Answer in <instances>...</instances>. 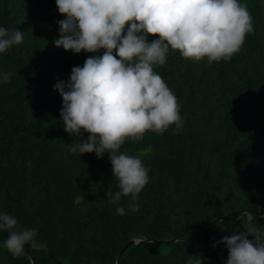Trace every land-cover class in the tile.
<instances>
[{"label":"trees","instance_id":"16d2710c","mask_svg":"<svg viewBox=\"0 0 264 264\" xmlns=\"http://www.w3.org/2000/svg\"><path fill=\"white\" fill-rule=\"evenodd\" d=\"M238 2L254 34L230 61L209 65L174 52L154 66L177 98L183 126L121 146L149 169L139 210L122 197L121 216L106 195L119 191L108 153L70 151L81 138L64 131L53 87L103 50L54 46L63 19L55 0H0V27L23 33L22 44L0 53V73L11 74L0 83V213L37 232L35 247L20 257L3 247L8 233L0 232V264H115L131 239L150 241L129 244L118 264H187L189 256L226 264V246L217 242L247 231L245 213L264 230V0Z\"/></svg>","mask_w":264,"mask_h":264},{"label":"clouds","instance_id":"9594fccd","mask_svg":"<svg viewBox=\"0 0 264 264\" xmlns=\"http://www.w3.org/2000/svg\"><path fill=\"white\" fill-rule=\"evenodd\" d=\"M55 4L63 16L57 21L55 47L75 54L103 50L53 86L62 97L64 131L81 138L70 151L79 156L94 153L98 159L107 152L119 188L106 193L109 203L123 216L120 202L130 195L128 208L136 212L149 169L141 158L120 152L121 146L130 138L141 141L146 132L163 134L175 125V133L183 126L177 98L154 66H164L174 52L188 60L206 57L209 65L228 62L245 37L254 34L253 17L238 0H55ZM149 36L158 38L149 41ZM22 42V31L0 27V53ZM10 76L0 73V83H8ZM245 216L246 232L225 235L217 242L226 246V264H264V230L253 225L251 212ZM0 232L8 233L3 247L14 257L22 256L26 245H36V229L21 228L12 215L0 213ZM187 264L203 260L189 256Z\"/></svg>","mask_w":264,"mask_h":264},{"label":"water","instance_id":"95a60500","mask_svg":"<svg viewBox=\"0 0 264 264\" xmlns=\"http://www.w3.org/2000/svg\"><path fill=\"white\" fill-rule=\"evenodd\" d=\"M237 212V211H235ZM264 215V213H263ZM222 217H219V218H215L211 223H214L216 222L217 220L221 219ZM205 232V230H204ZM200 237H204V233L200 236ZM145 241H150V239H138V240H135V239H131L129 242L125 243L124 246L119 250V252L117 253V256H116V262L115 264H118V261H119V258H120V255L121 253L126 249V247L129 245V244H134V243H138V242H145ZM28 245H26L27 247Z\"/></svg>","mask_w":264,"mask_h":264}]
</instances>
